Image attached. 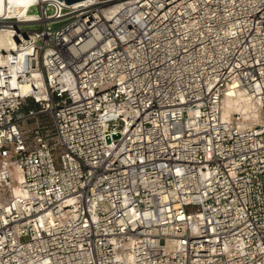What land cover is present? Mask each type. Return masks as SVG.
I'll return each instance as SVG.
<instances>
[{
    "label": "built area",
    "instance_id": "built-area-1",
    "mask_svg": "<svg viewBox=\"0 0 264 264\" xmlns=\"http://www.w3.org/2000/svg\"><path fill=\"white\" fill-rule=\"evenodd\" d=\"M29 13L0 18V264H264V123L222 118L232 85L264 113V0Z\"/></svg>",
    "mask_w": 264,
    "mask_h": 264
},
{
    "label": "bare ground",
    "instance_id": "bare-ground-1",
    "mask_svg": "<svg viewBox=\"0 0 264 264\" xmlns=\"http://www.w3.org/2000/svg\"><path fill=\"white\" fill-rule=\"evenodd\" d=\"M45 1L47 0H0V18L7 15L8 18H14L15 20L19 19V21L36 20L38 19V15L36 13H29V10L31 6L41 5ZM3 23L6 25L4 26L1 24L0 26V65L8 61L6 55H9L16 48L14 33L12 29L6 27L10 23ZM29 52L30 50L25 51L19 58L21 60L25 59ZM40 85L41 82L39 80H33L26 84L23 89L25 91H35V89H40ZM237 116H239V119ZM222 118L226 122L238 120V124L244 129L259 123H264V113L260 101L245 90L237 88V85L230 86L226 91V95L222 102ZM258 119L261 120L258 121ZM254 121L257 122L255 123ZM18 177L20 180L23 179L20 170Z\"/></svg>",
    "mask_w": 264,
    "mask_h": 264
},
{
    "label": "water",
    "instance_id": "water-1",
    "mask_svg": "<svg viewBox=\"0 0 264 264\" xmlns=\"http://www.w3.org/2000/svg\"><path fill=\"white\" fill-rule=\"evenodd\" d=\"M60 1H64L68 5H72L85 0H60Z\"/></svg>",
    "mask_w": 264,
    "mask_h": 264
},
{
    "label": "rangeland",
    "instance_id": "rangeland-1",
    "mask_svg": "<svg viewBox=\"0 0 264 264\" xmlns=\"http://www.w3.org/2000/svg\"><path fill=\"white\" fill-rule=\"evenodd\" d=\"M37 9H38V8H37ZM57 26H58V24L56 25V27H57ZM38 29H42V27H39ZM235 117H236V115H235ZM259 120H261V119H258V121H259ZM254 122L256 123L257 121H254ZM253 124H254V123H253ZM253 124H252V125H253ZM250 126H251V125H250Z\"/></svg>",
    "mask_w": 264,
    "mask_h": 264
}]
</instances>
